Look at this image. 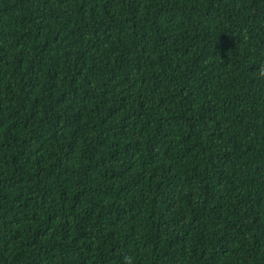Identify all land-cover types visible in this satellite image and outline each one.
<instances>
[{
    "label": "trees",
    "instance_id": "trees-1",
    "mask_svg": "<svg viewBox=\"0 0 264 264\" xmlns=\"http://www.w3.org/2000/svg\"><path fill=\"white\" fill-rule=\"evenodd\" d=\"M264 0H0V264H264Z\"/></svg>",
    "mask_w": 264,
    "mask_h": 264
},
{
    "label": "clouds",
    "instance_id": "clouds-1",
    "mask_svg": "<svg viewBox=\"0 0 264 264\" xmlns=\"http://www.w3.org/2000/svg\"><path fill=\"white\" fill-rule=\"evenodd\" d=\"M257 78L258 79H264V64L260 65L257 68ZM124 264H133L132 258L131 257H125L124 258Z\"/></svg>",
    "mask_w": 264,
    "mask_h": 264
}]
</instances>
